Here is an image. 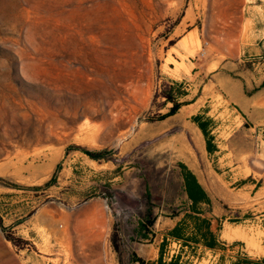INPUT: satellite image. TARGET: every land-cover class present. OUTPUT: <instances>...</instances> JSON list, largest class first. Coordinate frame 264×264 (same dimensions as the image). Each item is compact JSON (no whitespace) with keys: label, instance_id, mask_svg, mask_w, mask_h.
I'll list each match as a JSON object with an SVG mask.
<instances>
[{"label":"rangeland","instance_id":"rangeland-1","mask_svg":"<svg viewBox=\"0 0 264 264\" xmlns=\"http://www.w3.org/2000/svg\"><path fill=\"white\" fill-rule=\"evenodd\" d=\"M263 35L264 0H0V264L152 257L187 210L182 164L207 177V213L264 236ZM168 95L182 107L162 119Z\"/></svg>","mask_w":264,"mask_h":264},{"label":"crops","instance_id":"crops-1","mask_svg":"<svg viewBox=\"0 0 264 264\" xmlns=\"http://www.w3.org/2000/svg\"><path fill=\"white\" fill-rule=\"evenodd\" d=\"M263 39H264V35L261 38V41ZM260 44L261 42L259 41L255 45L259 46ZM254 50L256 49L254 48ZM248 78H249L248 81L251 84V86H253V83H257L256 78L250 73H248ZM217 81L226 89L228 95L231 97L232 100H239L245 106L250 105V102H248L243 97V88L245 84L242 81H239L232 77H227L226 75H222V74H219V76L217 77ZM212 117L213 116H209V114H206L205 117H200L199 124L200 126L204 125V132L206 134V136L204 135L205 142L203 148L207 162L210 164H216L219 163V161H221L222 159L220 158V155L222 154V146L219 137L216 136L217 131L216 129H214L213 121L211 120ZM200 130L203 133V130L201 128ZM185 166L188 168V171L192 172L197 182L202 186L203 190L207 195V201L200 203L198 206V210L201 213L198 214L197 216L203 219L205 218L210 221L211 223L210 229L217 236V241L219 243V246L211 249L204 246L202 242L199 244H195V243L185 244L183 240H178L170 235L171 231L176 226L184 227L183 235H185V238L189 235H192L193 233V229H191V227L188 228L187 225L183 224L186 215L191 213L190 206L192 204L191 200H189L187 193L185 192V196L183 200L187 205L188 209L185 210V214L182 215L181 218H179L175 223H173L171 226L167 228V230L163 232L160 242L154 245L155 247H154L153 256L145 260L156 261L159 258L161 243L164 240H166L167 245L165 249L164 260L167 262L171 261L173 258L180 256V264H264V256L261 257L250 256L246 251L245 253H242L238 251L237 246L233 245L234 242L238 240H235L230 243L228 240L224 238L223 234H225V231L227 230L226 227H228L232 223L228 221L229 220L228 217H226L225 219H220L219 221V216L225 215L223 209H218L217 211H219V214H213V215L205 211L206 207L215 208V206H217L215 200L213 199V196L210 194L207 188V184H206L207 177L202 171L198 170V168H190L187 165ZM180 171L183 178L182 168H180ZM162 218L163 217H161V220L160 219L159 220L163 222L164 225H167L169 222H166V220H169L170 218L169 219L167 218L162 219ZM169 221L172 222L173 220L170 219ZM260 222H261V227L264 229V218H262ZM238 226L242 228V225H237L235 227ZM193 251L194 254L191 256V253Z\"/></svg>","mask_w":264,"mask_h":264},{"label":"trees","instance_id":"trees-1","mask_svg":"<svg viewBox=\"0 0 264 264\" xmlns=\"http://www.w3.org/2000/svg\"><path fill=\"white\" fill-rule=\"evenodd\" d=\"M168 102H172L174 105L171 108L170 112L162 117V119H166L170 116L175 115L178 110L182 107V104L177 101L172 95H168ZM198 122L199 127L203 130L204 135V125L199 124L198 118L195 120ZM86 155H88L92 159H101L104 157L103 152H91L88 150L81 149ZM183 170V183H184V192L187 193L189 200H191L192 204L190 206V214H187L183 224L187 225L188 228L191 227L193 229L192 235H189L185 238L184 227L176 226L170 233V235L178 240H183L185 244L188 243H203L204 246L208 248H215L219 246L217 241V236L211 231L210 226L211 223L207 219H203L199 216L201 212L198 210V206L200 203L207 201V195L203 190L202 186L197 182L195 176L192 172L188 171V168L185 165L180 166ZM248 181H243L242 184H246ZM150 196V193H148ZM188 209V208H187ZM154 219H147V224L145 222L139 223V236L143 239H147L148 235L143 232L147 228V225H153ZM167 242L164 240L160 246V254L159 258L156 261H146L145 259L139 257L137 254L131 255L130 262L133 264H180V256L173 258L171 261L167 262L164 260V254L166 249Z\"/></svg>","mask_w":264,"mask_h":264},{"label":"bare ground","instance_id":"bare-ground-1","mask_svg":"<svg viewBox=\"0 0 264 264\" xmlns=\"http://www.w3.org/2000/svg\"><path fill=\"white\" fill-rule=\"evenodd\" d=\"M243 228H241L240 226L233 227L229 225L228 227H226L227 230L225 231V234H223V236L229 242L235 240L244 242V249L250 256H264V244L262 243V237L264 238V236H262V231L260 230L261 232L259 231L257 233H252L248 229L246 230L245 228Z\"/></svg>","mask_w":264,"mask_h":264}]
</instances>
